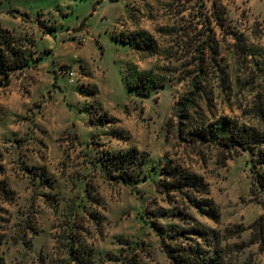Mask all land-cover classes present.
<instances>
[{"label": "rangeland", "instance_id": "374dc122", "mask_svg": "<svg viewBox=\"0 0 264 264\" xmlns=\"http://www.w3.org/2000/svg\"><path fill=\"white\" fill-rule=\"evenodd\" d=\"M222 1L246 48L202 21V0H0V24L33 37L42 55L0 87V180L14 196L0 197L5 264H74L72 246L91 249L95 264H172L160 225L204 228L208 239L189 233L177 243L216 250L223 264H264V229L252 226L261 215L264 223L259 147L226 159L177 132L175 102L195 81L196 119L264 127V0ZM134 30L155 40L154 55L113 38ZM132 61L162 72L165 85L150 96L128 92ZM132 149L145 164L130 185L111 177L102 158ZM167 159L204 177L217 220L156 191ZM179 209L187 220L172 214Z\"/></svg>", "mask_w": 264, "mask_h": 264}, {"label": "trees", "instance_id": "16d2710c", "mask_svg": "<svg viewBox=\"0 0 264 264\" xmlns=\"http://www.w3.org/2000/svg\"><path fill=\"white\" fill-rule=\"evenodd\" d=\"M202 2H204L205 9L202 21L206 22L208 26L216 24L223 31L232 34L240 48H246L247 40L244 35L229 28L228 9L225 3L222 0H202ZM24 13L27 14V12ZM45 27L43 30L45 33L55 30L54 27ZM113 38L128 44L132 50L141 56H152L157 52L155 40L139 30L123 32L118 36L113 34ZM35 44L36 40L33 37L17 34L13 29L0 24V87L8 86L12 75L22 72L31 64H38L42 55L37 53ZM124 81L128 92L136 91L144 96H150L154 90L165 85L162 72L155 69L144 72L133 61L127 64ZM198 82L195 81L191 91L175 102L178 135L190 143L216 148L223 154L225 153L226 159L238 155L242 150L254 151L256 147H259L257 161L253 164H264V127L241 124L229 116H218L212 120L196 119L193 116L197 106V95L200 91ZM262 113L264 114V112ZM90 119L93 120V115ZM105 120L107 118L103 119L102 122L104 123ZM102 163L108 171H111V177L133 185L141 178L145 155L137 149L113 151L105 154ZM0 170H3L1 164ZM161 171L162 177L155 181L157 192L165 193L170 197L175 195L183 203H186L185 209L194 207L200 213L215 220L218 219V207L209 197V184L202 175L189 170L173 159H167L162 165ZM256 172L255 179L264 187V173ZM0 197L6 201L14 199L13 191L4 179L0 180ZM176 202H180V200L178 199ZM260 202L264 205V199ZM2 210L3 208L0 206V212ZM168 212L166 209H160L159 215H166ZM172 214L179 215L183 220L188 218L187 213L181 209ZM2 219L3 217L0 215V222ZM262 219L263 215L252 224V226H257L259 232L264 229ZM2 228L4 225L0 223V245L4 236ZM158 228L162 244L171 258L172 264H223L222 256L216 250L210 254L209 249H204L199 243H187L186 245L177 243L176 240L181 237L185 238V235L189 233H195L203 237L204 240L208 239V232L204 228H198L196 225L189 229H179L173 226L171 231H168L163 225L158 226ZM237 228L243 230L242 227L237 226ZM70 254L74 264H95L91 249L72 246ZM0 264H5L2 255H0ZM133 264L140 263L133 262Z\"/></svg>", "mask_w": 264, "mask_h": 264}, {"label": "built area", "instance_id": "2783aa9c", "mask_svg": "<svg viewBox=\"0 0 264 264\" xmlns=\"http://www.w3.org/2000/svg\"><path fill=\"white\" fill-rule=\"evenodd\" d=\"M70 74H73L72 72Z\"/></svg>", "mask_w": 264, "mask_h": 264}]
</instances>
